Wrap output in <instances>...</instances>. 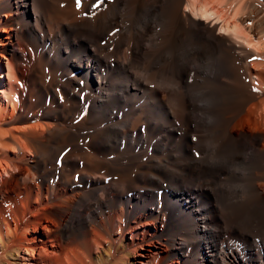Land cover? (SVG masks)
I'll list each match as a JSON object with an SVG mask.
<instances>
[{
	"label": "bare ground",
	"instance_id": "obj_1",
	"mask_svg": "<svg viewBox=\"0 0 264 264\" xmlns=\"http://www.w3.org/2000/svg\"><path fill=\"white\" fill-rule=\"evenodd\" d=\"M59 1L77 12L67 26L56 11ZM211 2L104 0L92 6L81 0L77 8L76 0H0L14 42L25 39L20 26L32 24L50 61L69 76L64 92L82 82L78 89L87 91L82 98L88 113L83 129L99 119L107 123L74 157L61 158L62 148L51 145L56 124L45 123L40 131L20 128L17 139L9 131V146L0 137V149L17 154L0 163V176L12 180L24 172L20 179L29 182L17 189L25 201L0 213V264H264V230L240 235L238 219L223 209L219 182L221 175L236 179L240 203L248 197L264 221V93L241 103L245 89L233 66L236 59L249 61L253 86L264 91V61H255L264 58V0H225L221 10ZM116 4L120 12L111 13ZM125 9L144 11L140 28H126ZM255 12L261 13L258 19ZM159 15L167 16L163 24L155 22ZM207 21L221 23L240 43L213 33ZM49 23L61 24L60 33L49 34ZM157 32L161 44L185 36L218 54L219 61L198 67L207 85L203 99L169 91L196 54H183L175 70L150 61L142 66L150 48L160 44ZM171 118L179 120L178 128ZM213 139L221 142L218 151L229 150L228 158H216ZM46 217L53 219L48 239L36 238Z\"/></svg>",
	"mask_w": 264,
	"mask_h": 264
},
{
	"label": "rangeland",
	"instance_id": "obj_2",
	"mask_svg": "<svg viewBox=\"0 0 264 264\" xmlns=\"http://www.w3.org/2000/svg\"><path fill=\"white\" fill-rule=\"evenodd\" d=\"M209 1H213L214 3H216L214 4L213 2H211L212 5L216 7V9L221 10L222 8H224L223 2L225 0ZM231 1L232 0H229L230 4ZM102 2H104V0H91V5H101ZM229 5L226 6L224 12L229 8ZM117 8L120 9V7H118V5L116 4V6L112 8L111 13L115 10H118V12H120V10ZM181 8L183 9L184 7ZM70 10L71 9L68 5V2H58L56 11L64 19V22L66 23H63L64 26H67V24L71 21L73 22V18H77V12L74 13ZM128 12L129 11H127V9L122 12L124 16V21H127L126 28H140L145 18V16L143 15L145 14L143 13L144 11L137 9L133 13ZM260 14L261 13L255 12V19H258L257 17L261 16ZM7 16L9 15L5 11L0 13V137L2 138L1 140H3L2 142L9 146L11 145V137H14L16 139L20 138V128L25 129L26 127H30V129L32 128L31 130L40 131L43 129L45 123L52 125L56 124L58 133L56 136H54L53 141L50 143L51 145L62 148L58 155L61 158H64L67 156L71 157V155L76 156L77 153H82L79 148H81L84 144H88L91 141H95L94 134L101 130L102 127L104 128L107 123L105 122V120L99 119L92 124L87 123L85 126L88 130H86V128L83 129L82 124L87 121L88 113L86 110V101L82 98L84 94H87V91H82L79 93L78 89L80 87H83L82 82H78V84L73 83V85H71L70 87V90L64 92L62 86L64 84H67V78H69V76H65V71L63 68H60V66L57 65L55 62L50 61L53 57L51 53H49L46 49L42 48L41 40L43 36L41 32H39V30H37L35 26H32V24L26 25L25 23V25L20 26V31H23L24 29L26 30V35L24 37L25 39L20 44V46L16 44L14 42V39L12 38L13 26L7 23ZM154 18L157 24H163V21L167 20L166 15H159L158 18H156V16ZM215 22L216 21H207L206 24L207 26H210V28H212L213 33L224 35L230 43H240L234 38V36H232V34H229L227 32L225 33L223 30L220 29L222 25L221 23ZM42 24L45 28L48 24L47 20H44ZM49 24V34H51L52 36H56L58 33H60V29H62L61 24ZM29 29L33 32V34L30 36L28 32ZM166 29L168 28L166 27ZM52 31L54 32L51 33ZM149 36L152 38L153 33H149ZM252 37V39H260V37L258 36ZM168 39L169 38L166 37V43L161 44L162 37L157 32V42L160 41V44L155 45L153 48H150L151 51H149L146 57H144L145 60H143L142 66L145 67L150 61L149 63L153 62L156 64H160L158 65L160 66L158 67L159 69L163 66H167L171 67L172 70H175V68H178V62L180 61L181 63L182 57H185L184 55H186V53L190 55L193 53L196 54L198 56L196 58L197 61L193 65H189L184 68L178 76L174 77V82L175 84H177L172 87L169 86V91L172 92V94H187L192 95L194 99L195 97L197 99H203V97H205L207 94V85L204 83L203 74L201 73V70L198 67L206 66L211 61H219L220 57L218 56V54L216 55L215 53L212 55L211 52L208 51V48L203 45V43L200 44V42H196L191 38L185 36L179 37L175 39L174 43L171 44H167ZM150 41L151 39L148 37L147 42L150 43ZM262 45L260 44V47H262ZM261 49L262 50L260 52L264 53V48ZM250 51H253V49L251 48ZM233 53L234 55H236L235 58H237V52L233 51ZM150 55L152 57H150ZM261 58L262 57H260L259 59H255V61H264V58ZM233 66L235 73L239 76L237 84L240 88H242L241 90L245 89V92L241 91V103H244L247 100L252 99V97L255 98L256 96L264 93V91L256 92L255 87L253 86L252 76L250 75V73H253L254 70L251 68V64L249 63V61L248 64H244L240 61V59H236L235 61H233ZM248 67L251 71L250 73L248 72ZM156 72L158 71L155 70V74ZM155 74H152L153 76L150 77V81H153ZM72 75L71 78L75 77V74ZM153 84L156 85L155 82H153ZM243 93L244 95H246L243 96ZM261 97L264 98V94H262ZM245 108L246 105L242 108V111H244ZM10 115H12V119L8 120ZM170 123H172L177 128L180 126L179 120L177 118H171ZM80 128H82V130ZM9 131L12 132L13 136H11ZM177 134L179 135V132H177ZM177 134L174 137L176 139L175 141H178ZM213 140H211V144L214 143V146L213 144L212 146L215 148H213L212 152L216 154V152L220 148L221 142H217L216 139L214 141ZM5 149H0L1 165H4V162L10 161L16 158L17 156V154H15L12 149ZM212 152L210 154H212ZM98 156L99 158L104 157L103 155ZM105 156H107V158L109 157V155ZM113 156H117V154H110L109 158ZM197 156L198 154L195 153L194 157L196 158ZM215 156L217 159H224L226 157L228 158L229 150L221 148ZM20 167L24 168L25 165H21ZM24 174V172L18 173L14 175L12 180H9V178L4 177V175L0 176V213H2L4 210L12 208L15 202L23 203L25 201V197H23V195H20L17 190L19 188L29 185L28 181L22 182V180L20 179L24 176ZM227 177L228 175H221L219 177V182L223 186L224 191L223 195H220V200L224 208L222 206L221 207L223 209H226L224 210L225 212H232V215H235V217L233 216L234 219H238L237 226L238 230H242L240 232L241 236L246 234H248L249 236H253L259 231L262 232L264 230V221H262L260 215H257L255 213V210L252 207L248 197H245L244 203H240L238 199L240 193L238 191V188H236V185L239 184L236 179H230ZM231 204H234V206H232ZM23 220L29 223L32 218L29 216V214H26ZM52 222L53 219H51V217H46L45 221H43L36 227V231H34L33 233L34 236H36V238L38 237L47 240V236L49 235V232L52 229ZM90 229V226L87 227V230ZM27 234L32 235L31 230H27ZM142 252L146 253L147 251L144 250ZM137 260H140L138 256Z\"/></svg>",
	"mask_w": 264,
	"mask_h": 264
},
{
	"label": "snow or ice",
	"instance_id": "obj_3",
	"mask_svg": "<svg viewBox=\"0 0 264 264\" xmlns=\"http://www.w3.org/2000/svg\"><path fill=\"white\" fill-rule=\"evenodd\" d=\"M76 5H77V8H79L80 5H81V0H76ZM249 26H250V25H249Z\"/></svg>",
	"mask_w": 264,
	"mask_h": 264
}]
</instances>
